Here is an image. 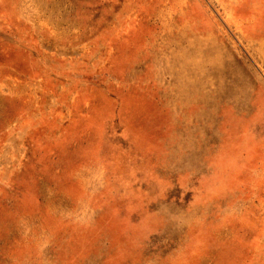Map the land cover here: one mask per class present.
Segmentation results:
<instances>
[{
	"label": "rangeland",
	"instance_id": "374dc122",
	"mask_svg": "<svg viewBox=\"0 0 264 264\" xmlns=\"http://www.w3.org/2000/svg\"><path fill=\"white\" fill-rule=\"evenodd\" d=\"M0 264H264V0H0Z\"/></svg>",
	"mask_w": 264,
	"mask_h": 264
}]
</instances>
